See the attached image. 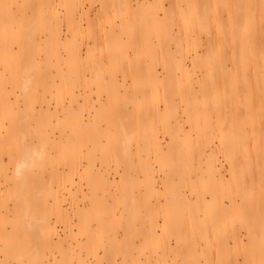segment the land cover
<instances>
[{"label": "bare ground", "instance_id": "obj_1", "mask_svg": "<svg viewBox=\"0 0 264 264\" xmlns=\"http://www.w3.org/2000/svg\"><path fill=\"white\" fill-rule=\"evenodd\" d=\"M89 1L93 4L95 0ZM192 1L193 7L187 12L178 11V18L190 17V25L201 31L203 40L201 34L193 38L185 32L171 39L158 30L155 40L144 33L143 38L129 40L135 52L143 47L147 49L146 58L150 62L132 65L131 54L125 50H118L116 57L132 65L127 75L132 77L131 86L137 90L132 93L135 98H131L140 105L136 117L174 113V125L186 134L180 124L185 120L189 123L187 134H195L199 139L195 147L184 152L189 160V174L184 180L186 174L179 164L184 151L180 133L163 128L164 135L169 137L170 155L164 153L155 130L150 137L146 136L143 149L146 147L149 153L143 164V175L147 194H151L155 183L153 163L165 162L169 157L168 161L176 160L177 164L165 181L166 189H170L166 191L165 204L173 206L175 200L185 203L182 194L173 195L177 183L189 188L195 200L204 204L205 194L195 190L194 182L202 180L204 168L213 171V177H225L212 150L215 145L212 137L215 131H223L226 126L228 134L221 135L220 148L215 147V151L221 152L229 164L227 174L235 185L234 194H230L229 205L213 215L210 226L206 224L201 238L181 240L175 246L163 245L162 255L154 260L146 257L145 264H176V252L196 251L201 239L207 245L211 231H220L222 227H219L231 216L241 217L240 225L248 230L250 249L255 253L251 264H264V242L253 232L256 224L264 227V0ZM51 2L0 0V264H13L12 260L19 258L17 249L28 252L29 237L23 241L15 238L16 242L9 239L13 238L9 230L27 233L39 221L24 217L55 215L57 220L68 222L71 214L77 217L79 235L70 229L69 237L75 241L77 251L73 256L72 250L76 249L71 250L69 246L62 255L64 263H74L75 259L76 264H124L132 249L119 248L114 233L118 229L129 230L127 213H117L108 199L123 204L129 193L128 190L119 194L112 192L109 180L97 175V150L101 149L100 137L124 146L127 136L125 132L100 134L97 131L93 97L97 96L99 82L97 66H103V59L97 62L99 42L94 40L86 47L89 61L84 60L80 48L67 49L65 56L56 50L58 26L64 24L73 37L85 28L100 31L101 26L97 17H91V9L84 7L83 0L66 1L63 16H59ZM161 21L154 16L148 22L144 17L134 21L132 17H125L103 36L118 48L126 34L132 35L131 27L147 32L148 23L158 27L163 26ZM183 23L186 25V21ZM202 46L204 50L199 52ZM154 64L160 66L161 72ZM28 77L32 84L25 93L22 86ZM138 80L143 84H137ZM110 85L117 84L112 81ZM50 99H55L60 108L53 110ZM37 103L39 117L35 116ZM175 104H183L181 112L173 111ZM55 114L62 116L63 127L50 133L43 127L44 118ZM211 115L223 121L225 127L210 123ZM207 148L211 149L210 153ZM32 149H43L44 158L36 160L25 171L23 179L17 180L13 175L15 165ZM120 151L127 160L129 151L125 148ZM149 154L155 159H149ZM58 163L62 170L54 167ZM175 180H178L176 184ZM210 193L217 195L219 191L211 189ZM64 203L68 204L67 208ZM158 227L156 218L146 236L151 237ZM224 234L225 239L229 234L233 242H242L240 231L227 230ZM61 243L44 244L62 250ZM218 249L226 251L223 244ZM231 261L239 262L237 256Z\"/></svg>", "mask_w": 264, "mask_h": 264}, {"label": "rangeland", "instance_id": "obj_2", "mask_svg": "<svg viewBox=\"0 0 264 264\" xmlns=\"http://www.w3.org/2000/svg\"><path fill=\"white\" fill-rule=\"evenodd\" d=\"M66 1L68 0H52L51 4L59 16H63L65 13ZM183 2L181 0H95L93 4L89 0H83L84 7L91 9V17H97V21L101 26L99 31L94 28H85L83 32L73 37L66 26L63 24L58 26V43L56 45L57 52L65 56L67 49L69 48H80L85 61H89L86 58V47L93 44L94 40L99 42L97 46V62L103 59V66L100 68L97 66L99 76L97 74V96L94 95L93 101L97 107V131L99 133H114L125 132L126 139L124 146L117 145L111 141H108L106 137H100L101 149L97 150V175L104 176L109 180L110 190L119 194L121 191H127L129 197L124 200L123 205L121 202L113 203L112 200L108 199V203L114 208L117 213L126 212V219L129 224V230L126 232L122 229H118L115 234V244L121 249H132V255L129 256L128 260L124 264H145L146 257L148 260H154L163 253V245L175 246L181 240L189 241L192 238L202 237L205 226H210L213 220L214 214L222 212L223 208L228 206L230 203L231 196L234 194L233 185L227 174L229 164L223 157V154L218 150L215 151V147L220 148V142L222 141L221 135H226L228 126H223L221 120L213 115L210 117V123L219 127L220 125L225 127V130L215 131L212 137L215 145L212 147L213 153L216 156V162L221 167V171L225 175L223 178L218 176L213 177L210 169L204 168L202 173V180H196L194 182V188L197 192L204 193L206 201L204 204L197 202L195 196L191 193L189 188L181 186L175 180V190L173 195L182 194L185 197V203H181L179 200H175L173 206L165 204L167 184L165 183L171 174L174 173L173 165H176V160L173 162L168 161V157L165 162L153 163L154 166V180L155 183L151 190V194H147V183L143 175V164L147 159L146 147L144 142L146 136H151V131L155 130L157 133V140L163 148L164 153L167 152L170 141L167 135H164V129H171L173 132H179L183 138L182 146L184 151L182 152V158L179 161L180 167L184 170V180L189 174L187 170L188 159L185 158L184 154L186 150H190L197 145L199 142L198 137L195 134H187L189 131V123L185 120L180 122L184 126L185 133H182L177 126L174 125V113L166 114L161 113L158 116L149 118L136 117V113L139 110V106L131 98L134 90L131 86L132 77L128 76V69L130 66L135 64H145L150 61L146 58L148 53L145 47L141 48L140 51L135 52L129 46L130 38L138 39L143 36V33L147 35V38L156 39L155 33L160 32L166 37L175 39L179 34L182 35L185 32L187 35L196 38L200 35L201 31L195 30L190 24V17L186 16L183 19L178 18V11L187 12L193 7V1ZM157 17L160 19L163 26H152L148 23V27L144 32L139 27H131L130 30L132 35L123 37L121 47L117 48V45H111L107 39L103 36V33L114 29L120 24L121 20L125 17L141 18L144 17L149 20V17ZM186 21V25L183 22ZM135 23V22H134ZM133 26V23H130ZM189 24V25H188ZM87 27V26H85ZM202 40L204 36L201 34ZM57 37V36H56ZM143 38V37H142ZM42 39H45L42 37ZM52 42V41H50ZM172 42V41H171ZM171 49L174 50V44H171ZM118 50H125L131 54L132 62L127 64L116 57ZM204 47L199 48V52H203ZM190 69L192 64L190 61L187 62ZM153 67L160 71V66L156 64ZM112 81L117 84L115 87L110 85ZM137 84H143L141 80L137 81ZM51 107L53 110L60 108V105L56 104L55 99H50ZM65 103V102H64ZM222 105L223 103L220 102ZM150 106V105H148ZM147 106V107H148ZM40 105L36 104L35 116L39 117L37 112ZM180 108H183V104H175L173 111L181 112ZM211 112V111H210ZM85 118L87 112L84 111ZM174 115V116H173ZM222 118V117H221ZM44 129L46 131L57 132L59 128L63 127V118L60 114H55L53 117L44 118ZM222 128V127H221ZM220 129V128H219ZM180 130V131H179ZM147 133V135H146ZM105 135V134H104ZM125 148L129 151V156L123 157V153L120 151ZM211 149L207 148V152L210 153ZM185 152V153H184ZM176 156V153H173ZM149 159L154 160L153 154H149ZM178 160V159H177ZM189 164V163H188ZM62 170L61 163L54 165ZM254 169V167H252ZM101 174V175H100ZM219 179V181H218ZM99 184V182H98ZM232 184V185H231ZM166 189V190H165ZM211 189L219 191V194H211ZM99 192V188L97 190ZM102 192V191H100ZM106 193V192H105ZM232 194V195H230ZM106 197L109 196L106 193ZM52 202V200H49ZM87 203V202H84ZM147 203V204H145ZM64 208L68 207L67 203H64ZM127 208V209H126ZM128 211L130 214H128ZM134 214V216H131ZM155 215V216H154ZM226 215V214H225ZM154 216V218H152ZM130 217V218H129ZM69 221L66 219L57 220L55 215L40 216L35 215L33 217H24L27 220H43L42 225L34 223L32 230L27 233H15V231L9 230L11 241H15V238L22 241L26 238H30L28 252H23L20 249L15 250V253L19 254V258L12 260L13 264L19 262L23 264H70L64 263L62 255L66 253V249L70 246L75 256L77 251L76 243L69 237V230L73 229V233L78 234L77 228V217L74 214L69 216ZM159 221V227L155 234L151 237L146 236V231L149 230L150 223L155 219ZM65 220V221H64ZM254 220V219H253ZM242 220L239 216H231L227 219L218 229L211 231L207 238V245L205 240L201 239L196 246V251L183 249L177 253V258L174 261L176 264H191L193 261H199L200 264H234L230 263L236 256L238 263L235 264H251L253 261V251L250 247L252 243L249 239L248 230L241 226ZM145 225V226H144ZM240 231L241 235L239 240L241 243L233 242L229 237L225 239L224 232L226 231ZM144 232V233H143ZM254 235L258 236L259 241L264 242V227L256 224L254 228ZM177 233V234H175ZM19 234V235H18ZM18 235V236H17ZM225 239V240H224ZM62 241L60 247L62 250L56 249L54 246H47L46 242H57ZM227 241V242H226ZM225 245L226 251L219 250V245ZM164 247V248H165ZM188 248L189 246H184ZM19 250V251H18ZM244 251V255L242 253ZM30 257V259H29ZM75 260V259H74ZM72 260L71 264H76ZM172 262V259L169 261Z\"/></svg>", "mask_w": 264, "mask_h": 264}, {"label": "clouds", "instance_id": "obj_3", "mask_svg": "<svg viewBox=\"0 0 264 264\" xmlns=\"http://www.w3.org/2000/svg\"><path fill=\"white\" fill-rule=\"evenodd\" d=\"M32 84V79L30 77L25 78L23 81L22 91L27 93ZM44 158V150L40 149L37 151L36 149L30 150L25 155V159L18 161L15 165V168L13 170V175L17 180H22L24 177V173L27 169H29L36 160H42ZM37 224L42 225L44 223L43 220L36 221ZM31 227V225H29Z\"/></svg>", "mask_w": 264, "mask_h": 264}]
</instances>
